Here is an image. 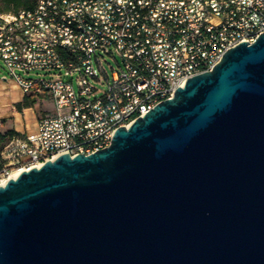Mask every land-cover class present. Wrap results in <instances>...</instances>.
Masks as SVG:
<instances>
[{"label":"water","instance_id":"obj_1","mask_svg":"<svg viewBox=\"0 0 264 264\" xmlns=\"http://www.w3.org/2000/svg\"><path fill=\"white\" fill-rule=\"evenodd\" d=\"M0 264H264V32L109 146L0 185Z\"/></svg>","mask_w":264,"mask_h":264},{"label":"built area","instance_id":"obj_2","mask_svg":"<svg viewBox=\"0 0 264 264\" xmlns=\"http://www.w3.org/2000/svg\"><path fill=\"white\" fill-rule=\"evenodd\" d=\"M263 32L264 0H37L31 9L0 11V59L25 94L54 104L36 131L7 136L0 181L66 152L109 146L105 131L129 127L132 109L145 116L230 47ZM101 53L122 59L111 76L104 70L102 89L93 84Z\"/></svg>","mask_w":264,"mask_h":264},{"label":"rangeland","instance_id":"obj_3","mask_svg":"<svg viewBox=\"0 0 264 264\" xmlns=\"http://www.w3.org/2000/svg\"><path fill=\"white\" fill-rule=\"evenodd\" d=\"M101 54V67L94 60L95 73L101 80L94 79L93 84L102 89L106 85L104 70H107L108 76H111L113 70H117L122 64V59L115 53ZM39 73L41 75L44 72ZM39 75L36 73L24 74L26 77ZM96 95H100V93ZM24 98L25 92L12 78L3 60L0 59V121L2 122L0 127L3 132L9 131L10 135H24L34 132L37 129L39 119L54 111V104L45 96L32 95L35 101L29 107L23 103ZM7 136L9 135L7 134L6 138L0 140V149L8 142Z\"/></svg>","mask_w":264,"mask_h":264},{"label":"trees","instance_id":"obj_4","mask_svg":"<svg viewBox=\"0 0 264 264\" xmlns=\"http://www.w3.org/2000/svg\"><path fill=\"white\" fill-rule=\"evenodd\" d=\"M37 0H0V11H6V12H15L21 9H31L35 6ZM35 99L32 98V95L25 94V98L23 100V103L29 107L34 103ZM20 104V102H19ZM15 131V130H13ZM9 131H6L2 137H0V140L6 138L5 136L8 134Z\"/></svg>","mask_w":264,"mask_h":264},{"label":"bare ground","instance_id":"obj_5","mask_svg":"<svg viewBox=\"0 0 264 264\" xmlns=\"http://www.w3.org/2000/svg\"><path fill=\"white\" fill-rule=\"evenodd\" d=\"M179 1L201 2V0H179ZM139 116H140V109H132V112H130V114L127 116V126H130ZM112 137H113V130H106L105 135H103V142H110V138ZM22 170H26V169L22 168V169L14 170L10 175H7V178L0 181V185L5 184L9 178L17 177Z\"/></svg>","mask_w":264,"mask_h":264}]
</instances>
